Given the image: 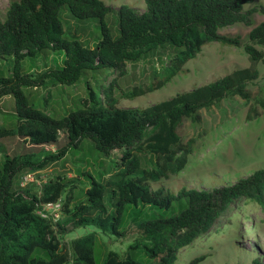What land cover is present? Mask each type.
<instances>
[{"label":"trees","instance_id":"trees-1","mask_svg":"<svg viewBox=\"0 0 264 264\" xmlns=\"http://www.w3.org/2000/svg\"><path fill=\"white\" fill-rule=\"evenodd\" d=\"M256 1L145 0L142 14L121 6L115 29L108 20L112 10L103 0H18L9 5L0 22V57H12V66L9 75H0V100L13 98L15 117L12 127L0 124V142L19 140L23 149L6 152L0 165V264H145L139 255L150 264H176L179 252L210 234L236 202L264 207V169L213 191L182 188L174 194L148 186L178 175L188 165L195 141L182 144L177 130L184 120L200 122V110L228 97L244 105L251 101L248 86L260 76L257 65L264 63V54L256 48L264 46V21H253L255 15L264 16V5L246 9ZM64 6L77 21L98 23L101 37L95 46L65 33ZM236 24L250 28L246 44L240 37L220 35ZM216 43L242 49L250 66L143 109L117 108L122 100L151 94L185 74V66ZM160 49L174 53L166 62L159 55L161 67L151 65L150 82L122 90L127 64L150 63ZM45 51L60 55L61 65L36 77L23 73V62L37 60ZM104 70H110L109 84L98 89L103 81H86L87 94L79 99V108L63 118L27 99V89L44 87L49 97L54 87L76 84L84 74ZM85 140L100 154L122 150L120 165L105 180L86 171L90 185L77 195L85 197L67 200L63 222L41 217L39 205L59 200L65 190L62 180L45 183L37 193L15 190L16 178L58 163ZM168 212L173 214L165 216ZM69 224L116 238L137 237L122 258L114 251L102 253L97 234L91 232L73 242L72 257L55 232L56 225ZM204 260L198 257L190 264Z\"/></svg>","mask_w":264,"mask_h":264},{"label":"rangeland","instance_id":"rangeland-1","mask_svg":"<svg viewBox=\"0 0 264 264\" xmlns=\"http://www.w3.org/2000/svg\"><path fill=\"white\" fill-rule=\"evenodd\" d=\"M18 0H0V22L6 18V12L12 2ZM111 8L108 20L115 29L117 11L121 6H129L137 13L145 11V0H103ZM264 5V0H257L246 9ZM62 19L65 33L75 35L83 44L95 46L100 33H97L98 23L77 21L69 13L68 7H63ZM254 24L264 21V16L255 15ZM77 29V30H76ZM250 28L242 24L225 28L220 35L240 37L243 44L248 40ZM264 54V46L256 47ZM172 49L157 52L150 60L136 64H127L128 74L121 80L122 90L150 82V68L154 65L160 68L159 55L163 60L173 55ZM61 65V56L52 51H45L37 60L26 59L23 62V73L36 77L47 69ZM12 57H0V75L11 73ZM250 66L248 56L241 49L212 44L205 47L202 53L185 66L186 73L171 80L163 88L151 94L141 96L134 101L122 100L117 108L143 109L159 102L169 100L180 93L190 92L195 88L222 78L237 69ZM257 68L260 76L253 81L248 90L251 101L244 105L236 98L228 97L217 105L199 111L200 122L184 120L178 128L182 144L195 141L193 150L188 156V165L178 175H171L158 182H148L151 191L163 189L165 192L177 194L182 188L213 191L231 187L241 180L247 179L255 171L264 169V63ZM110 70L95 71L84 74L83 78L73 85L54 87L51 95L46 96L48 89H27V99L44 112L57 118L65 117L71 110L79 108V99L87 94L86 81L91 83L103 81L98 89L106 87L110 80ZM118 87V86H116ZM119 90V89H118ZM30 92V94H28ZM13 98L5 97L0 100V124L13 126ZM23 149L19 140L4 139L0 142V165L6 152L19 153ZM45 150L56 151V146H45ZM122 150H114L108 155L100 154L91 141L85 140L80 146L72 147L67 156L56 164L31 175H21L15 180V190L28 189L39 193L41 187L49 181L62 180L65 190L56 202L59 204V218L51 211V218L63 222L65 203L72 197L84 199L77 195L90 185V176L101 175L105 180L120 165ZM116 165V166H115ZM88 171L89 174H85ZM82 173V174H81ZM84 173V174H83ZM27 176V177H26ZM31 176V178H28ZM33 179L34 182H26ZM72 195V196H71ZM74 202V201H73ZM173 213L168 212L165 216ZM55 232L60 242L69 250L73 257V242L91 232H95L102 246V253L114 251L125 258L128 246L134 242L136 235L129 234L125 238H116L102 233L93 227H75L71 224L56 225ZM198 257H205L201 264H264V207L241 201L236 202L228 214L217 223L215 229L200 238L193 245L181 250L176 264H190ZM145 264H150L141 255L138 256ZM72 264V261L70 262Z\"/></svg>","mask_w":264,"mask_h":264},{"label":"built area","instance_id":"built-area-1","mask_svg":"<svg viewBox=\"0 0 264 264\" xmlns=\"http://www.w3.org/2000/svg\"><path fill=\"white\" fill-rule=\"evenodd\" d=\"M29 175H31V174H29ZM28 178H31V176H29ZM25 180L27 183L29 181L34 182L33 179H25ZM59 209H60V206L56 202L43 203V204L39 205L37 213L45 219H52L51 215L49 213L51 211H53V213L55 214V217H53V218L57 220L59 218ZM54 219H52V220H54Z\"/></svg>","mask_w":264,"mask_h":264}]
</instances>
